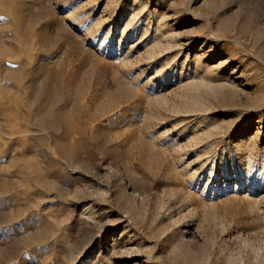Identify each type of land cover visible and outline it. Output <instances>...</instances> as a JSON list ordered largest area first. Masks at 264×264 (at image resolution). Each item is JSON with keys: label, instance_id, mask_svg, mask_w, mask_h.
Masks as SVG:
<instances>
[{"label": "rangeland", "instance_id": "374dc122", "mask_svg": "<svg viewBox=\"0 0 264 264\" xmlns=\"http://www.w3.org/2000/svg\"><path fill=\"white\" fill-rule=\"evenodd\" d=\"M0 264H264V0H0Z\"/></svg>", "mask_w": 264, "mask_h": 264}, {"label": "bare ground", "instance_id": "6f19581e", "mask_svg": "<svg viewBox=\"0 0 264 264\" xmlns=\"http://www.w3.org/2000/svg\"><path fill=\"white\" fill-rule=\"evenodd\" d=\"M67 18L69 19V21H70V18L67 16ZM72 20V19H71ZM84 210H85V208H84Z\"/></svg>", "mask_w": 264, "mask_h": 264}]
</instances>
